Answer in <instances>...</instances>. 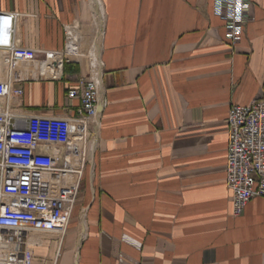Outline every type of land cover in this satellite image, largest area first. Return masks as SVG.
I'll return each instance as SVG.
<instances>
[{
  "label": "crops",
  "instance_id": "obj_1",
  "mask_svg": "<svg viewBox=\"0 0 264 264\" xmlns=\"http://www.w3.org/2000/svg\"><path fill=\"white\" fill-rule=\"evenodd\" d=\"M249 3L231 48L213 0H0L23 47L62 51L67 27L87 41L100 27L104 92L83 139L44 150L66 171L49 187L78 180L65 231L0 230V264H264V197L235 215L225 183L229 108L264 98V0ZM40 59L6 65L0 51V82L22 89L0 98L10 127L77 117L67 91L86 60L52 74ZM42 187L6 172L0 203Z\"/></svg>",
  "mask_w": 264,
  "mask_h": 264
},
{
  "label": "built area",
  "instance_id": "obj_2",
  "mask_svg": "<svg viewBox=\"0 0 264 264\" xmlns=\"http://www.w3.org/2000/svg\"><path fill=\"white\" fill-rule=\"evenodd\" d=\"M249 5V0H213V13L224 22L231 48L239 41L249 19ZM16 18V13L0 10V51L6 65L40 57L41 64L53 74L64 62L85 59L91 75L83 76L75 88L67 91L68 98L80 101L75 118L30 116L25 128L20 129L10 127L14 118L11 112L0 111V181L6 172H19L30 182L43 184L40 189L13 192L0 203V230L64 232L75 203L78 180L49 187L51 180L47 177L66 171L57 165L54 154L44 150L65 146L73 136L81 140L89 125L98 124L99 108L104 104L101 77L96 67H91L93 58L84 46L83 36L74 39L71 35L77 25L66 28L62 51H42L19 45L15 39ZM87 46L96 51V40H88ZM97 62L98 57L96 66ZM21 94L22 89L15 88L11 81L0 82V98ZM226 129L225 183L231 192L232 212L239 215L252 198L264 197V98L248 105L232 104ZM75 172L81 174L80 170Z\"/></svg>",
  "mask_w": 264,
  "mask_h": 264
},
{
  "label": "bare ground",
  "instance_id": "obj_3",
  "mask_svg": "<svg viewBox=\"0 0 264 264\" xmlns=\"http://www.w3.org/2000/svg\"><path fill=\"white\" fill-rule=\"evenodd\" d=\"M94 9L95 10H97V7L95 6L94 7ZM96 25H98V24H96ZM97 30H99V27H97ZM96 30V31H97ZM73 37H74V39H76L78 36H83V38H84V46H86L87 48H89V54L91 55V57L93 58V62L91 63V67L95 70V67H96V60H97V57H98V54H97V52L94 50V48H91V47H89V46H87L88 45V41H87V38L85 37V35L84 34H82V32H81V30L79 29V27H74L73 29H72V34H71ZM93 70V71H94Z\"/></svg>",
  "mask_w": 264,
  "mask_h": 264
},
{
  "label": "rangeland",
  "instance_id": "obj_4",
  "mask_svg": "<svg viewBox=\"0 0 264 264\" xmlns=\"http://www.w3.org/2000/svg\"><path fill=\"white\" fill-rule=\"evenodd\" d=\"M100 28V27H99ZM100 30V29H99ZM99 30H97L96 32H95V34L93 35V38L90 40V42H92V40L95 38V40L96 39H98V37H99V35H100V31ZM97 41V40H96ZM97 44V43H96Z\"/></svg>",
  "mask_w": 264,
  "mask_h": 264
},
{
  "label": "trees",
  "instance_id": "obj_5",
  "mask_svg": "<svg viewBox=\"0 0 264 264\" xmlns=\"http://www.w3.org/2000/svg\"><path fill=\"white\" fill-rule=\"evenodd\" d=\"M63 70H64V71L66 70V64H64V66H63Z\"/></svg>",
  "mask_w": 264,
  "mask_h": 264
}]
</instances>
